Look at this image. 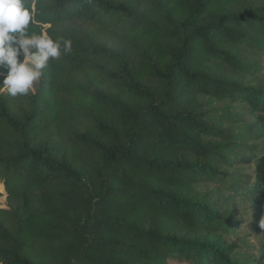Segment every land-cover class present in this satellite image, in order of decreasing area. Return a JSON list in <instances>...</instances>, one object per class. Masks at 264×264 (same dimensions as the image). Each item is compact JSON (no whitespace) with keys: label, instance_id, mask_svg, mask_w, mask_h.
<instances>
[{"label":"trees","instance_id":"obj_1","mask_svg":"<svg viewBox=\"0 0 264 264\" xmlns=\"http://www.w3.org/2000/svg\"><path fill=\"white\" fill-rule=\"evenodd\" d=\"M249 1L27 0L29 33L72 50L27 95L0 92V264H239L197 185L254 163L228 189L262 207L264 152L200 97L262 114L264 139V7L238 11Z\"/></svg>","mask_w":264,"mask_h":264},{"label":"rangeland","instance_id":"obj_2","mask_svg":"<svg viewBox=\"0 0 264 264\" xmlns=\"http://www.w3.org/2000/svg\"><path fill=\"white\" fill-rule=\"evenodd\" d=\"M264 7V0H251L239 5L238 11L244 12L250 9ZM70 31L91 32L88 24L74 23ZM208 112V121L218 128L230 130L236 136V142L256 146L264 152V139H254L259 131L262 114L252 113L243 105L216 101L208 97H200ZM255 133V134H253ZM255 164L235 165L232 168L223 169L228 177L216 182H207L197 185V189L208 192L214 199L219 200L225 211V219L217 226L220 229L217 236L211 238L212 242H220L226 247H233L231 258L239 264H254L263 257L264 261V220L260 211L264 206L255 203L252 196L244 191L230 190L233 184L250 185L254 181ZM0 208L5 206L6 194L0 185ZM169 264H185L170 261Z\"/></svg>","mask_w":264,"mask_h":264},{"label":"clouds","instance_id":"obj_3","mask_svg":"<svg viewBox=\"0 0 264 264\" xmlns=\"http://www.w3.org/2000/svg\"><path fill=\"white\" fill-rule=\"evenodd\" d=\"M30 23H39L34 3L29 6L27 0H0V74L4 75L0 92L12 97L27 95L49 61L72 50L71 40L53 39L43 29L30 34Z\"/></svg>","mask_w":264,"mask_h":264}]
</instances>
